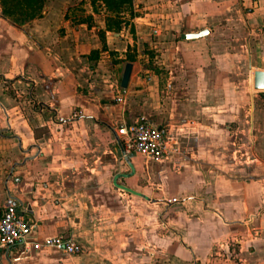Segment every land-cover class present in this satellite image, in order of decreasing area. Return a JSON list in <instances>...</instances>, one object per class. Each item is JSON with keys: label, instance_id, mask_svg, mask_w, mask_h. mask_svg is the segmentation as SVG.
I'll use <instances>...</instances> for the list:
<instances>
[{"label": "crops", "instance_id": "1", "mask_svg": "<svg viewBox=\"0 0 264 264\" xmlns=\"http://www.w3.org/2000/svg\"><path fill=\"white\" fill-rule=\"evenodd\" d=\"M263 25L264 0H0V211L81 248L0 264H264ZM139 116L160 161L123 154Z\"/></svg>", "mask_w": 264, "mask_h": 264}, {"label": "built area", "instance_id": "2", "mask_svg": "<svg viewBox=\"0 0 264 264\" xmlns=\"http://www.w3.org/2000/svg\"><path fill=\"white\" fill-rule=\"evenodd\" d=\"M264 30V25H263ZM120 101V97L116 98ZM123 154L137 152L148 159L160 161L167 155L169 138L164 129L151 125L146 118L139 116L131 123L122 124L113 129ZM33 226L21 215L15 203L6 205L0 211V248L15 246L32 248H53L67 255H76L80 246L70 237L57 235L42 241L30 240Z\"/></svg>", "mask_w": 264, "mask_h": 264}, {"label": "water", "instance_id": "3", "mask_svg": "<svg viewBox=\"0 0 264 264\" xmlns=\"http://www.w3.org/2000/svg\"><path fill=\"white\" fill-rule=\"evenodd\" d=\"M131 63H126L122 72L120 87L126 88L131 73ZM253 87L258 90H264V72L255 71L253 73Z\"/></svg>", "mask_w": 264, "mask_h": 264}, {"label": "rangeland", "instance_id": "4", "mask_svg": "<svg viewBox=\"0 0 264 264\" xmlns=\"http://www.w3.org/2000/svg\"><path fill=\"white\" fill-rule=\"evenodd\" d=\"M8 1H14V0H8ZM155 260L154 264H162V259L160 257L153 258ZM169 264H177L176 260L170 257Z\"/></svg>", "mask_w": 264, "mask_h": 264}]
</instances>
